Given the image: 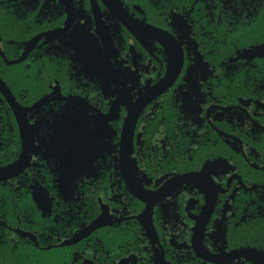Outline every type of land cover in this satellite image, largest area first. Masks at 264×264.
<instances>
[{"label": "flooded vegetation", "instance_id": "obj_1", "mask_svg": "<svg viewBox=\"0 0 264 264\" xmlns=\"http://www.w3.org/2000/svg\"><path fill=\"white\" fill-rule=\"evenodd\" d=\"M0 81V264L264 256V0H0Z\"/></svg>", "mask_w": 264, "mask_h": 264}, {"label": "water", "instance_id": "obj_2", "mask_svg": "<svg viewBox=\"0 0 264 264\" xmlns=\"http://www.w3.org/2000/svg\"><path fill=\"white\" fill-rule=\"evenodd\" d=\"M4 84L3 82L0 81V87L4 88ZM6 87V86H5ZM7 88V87H6ZM8 90V89H7ZM3 171L0 170V175L2 174ZM255 260L257 262V264H264V256L262 254L258 255L255 257Z\"/></svg>", "mask_w": 264, "mask_h": 264}]
</instances>
